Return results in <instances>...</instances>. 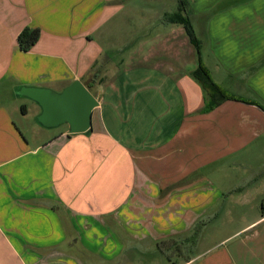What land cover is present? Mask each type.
<instances>
[{
    "label": "crops",
    "instance_id": "1",
    "mask_svg": "<svg viewBox=\"0 0 264 264\" xmlns=\"http://www.w3.org/2000/svg\"><path fill=\"white\" fill-rule=\"evenodd\" d=\"M145 1L0 0V264H112L128 241L146 248L132 253L164 256L158 242L184 240L226 198L257 214L241 231L261 226L237 264L247 253L264 264V111L253 104L264 107V0H184L186 15H228L218 36L217 17L209 22L216 41H205L201 62L236 99L210 111L192 77L196 49L165 22L178 0L162 14L150 0L134 8ZM24 28L39 30L27 52L17 44ZM75 80L98 102L89 134L42 127L40 107L19 95ZM230 174L253 176L236 186ZM188 253L167 261L233 264L225 252L218 262Z\"/></svg>",
    "mask_w": 264,
    "mask_h": 264
},
{
    "label": "rangeland",
    "instance_id": "2",
    "mask_svg": "<svg viewBox=\"0 0 264 264\" xmlns=\"http://www.w3.org/2000/svg\"><path fill=\"white\" fill-rule=\"evenodd\" d=\"M139 1V0H135ZM141 1V0H140ZM145 1V0H144ZM148 1V0H146ZM146 1L144 4L137 5L136 3L133 5L135 9L144 7L145 9L148 8V5L146 4ZM162 1V2H159ZM173 1L175 0H150L151 6L150 11L152 14H159L166 12L168 9H171L173 7ZM201 3H204L205 0H200ZM166 10V11H165ZM174 10V8L172 9ZM222 8L218 7L216 9L210 10L209 12L205 13H190L188 14L191 18L192 26L195 30V34L197 37V40L199 41V56L200 59L204 62V59L206 57V44L205 41H216L213 38L214 35V29L208 30V24L211 23V19L213 17H217L219 21V25L217 22L213 21V26L216 27V34L217 36L221 32H225V29L223 28L222 23L227 19L228 15H219L218 13L221 12ZM135 27L136 24H135ZM150 27L149 31L142 32L141 29H134L132 31L134 33V39H139L142 35H148L152 32V34L155 32ZM153 30V31H152ZM166 32H168L167 29H165ZM226 32H230L227 30ZM232 33L236 34V31H232ZM264 38V36H263ZM236 39V38H235ZM237 40V39H236ZM232 40V41H236ZM110 53V52H109ZM208 64V62H207ZM210 66V63H209ZM215 79L219 80V77L217 74H214ZM9 101V100H8ZM38 141L40 142L42 139L41 134H38L37 137ZM202 176L205 177L207 175L206 170H204L202 173ZM220 174H214L211 178H213V182L215 184L220 183ZM225 176V175H224ZM229 178H233L231 181H229V185H240L242 182H239V178H246L247 176H253L250 174H230L227 175ZM238 178V180H236ZM230 198L224 199L223 202H221L220 207H216L213 210V214L207 213L204 217L196 221L190 230V233L186 235L184 240L186 242H183V239H180L181 246L178 247V252L181 253V256L189 255L188 252L192 253L195 257L200 258L199 260H203L201 258L209 257L208 260L212 259L210 256H214L213 258L215 262H218L222 260V254L223 252L228 254V257H230V260L233 264H237V249L239 247H242V252H248L251 255H253V250L256 244V233L259 232L261 229V226H256V224L252 225L250 227V230L246 233L244 231H241V229L249 224H252L250 222H253L252 218H256L257 214L256 212L251 211V207L247 205H240L239 203L236 205H230L229 202ZM247 206V207H246ZM254 208V207H253ZM255 210V209H254ZM195 241V242H194ZM147 243V242H144ZM195 243V244H193ZM148 244V243H147ZM194 245V246H193ZM125 251L122 256L118 257L112 264H169L168 259H171L172 256H179V254L174 255L175 253H171L170 251L173 250V248L168 250V253L163 255H160L156 252V256H153L151 252H148L147 254H139V253H132V249H135V251H145V246L142 247H133V242L128 241V244H125ZM133 247V248H132ZM246 255L247 263L253 264L254 259L253 257L248 254ZM84 257H88L89 253L84 252ZM137 255V256H135ZM167 256V257H166ZM141 258L139 261L138 259ZM156 258V260H155ZM179 258V257H178ZM89 259V258H87ZM212 261V260H210Z\"/></svg>",
    "mask_w": 264,
    "mask_h": 264
},
{
    "label": "water",
    "instance_id": "3",
    "mask_svg": "<svg viewBox=\"0 0 264 264\" xmlns=\"http://www.w3.org/2000/svg\"><path fill=\"white\" fill-rule=\"evenodd\" d=\"M19 95L40 107L37 122L44 128L66 125L68 135L86 134L91 129V114L98 106L96 98L78 80L60 93L45 88L25 87Z\"/></svg>",
    "mask_w": 264,
    "mask_h": 264
},
{
    "label": "trees",
    "instance_id": "4",
    "mask_svg": "<svg viewBox=\"0 0 264 264\" xmlns=\"http://www.w3.org/2000/svg\"><path fill=\"white\" fill-rule=\"evenodd\" d=\"M184 6H185L184 0H178L179 8L177 9V11L173 12L172 14H167L165 16V22L166 23H176V24L181 25L183 27V30L186 36L188 37L189 42L196 49L197 54H198V66L192 72V77L195 79V81L199 84V86L204 92L205 110L210 111L216 108L217 106H219L221 103L227 100H235L236 98L233 97L231 94H229L227 91H225L222 87L217 85L212 80L208 70L205 68V66L201 62V59L199 56V41L197 40L195 30L188 18V15H186L184 11L185 10ZM38 37H39L38 29L24 28L17 36V44H18L19 49L22 52L29 51L33 47V45L37 42ZM253 104L260 107L264 111V107L260 105L258 102H253ZM89 133L90 131L86 134H89ZM69 136L73 137L75 135H69ZM261 210H262V213L264 214V202L261 205ZM57 213L61 214L59 210H57ZM62 219H63V224L65 225V228H66L67 223H66L65 217L62 216ZM181 242L182 241L180 240L166 239V240L158 242L156 246L160 253L166 254L168 253V250L171 248L178 250V247L182 245ZM183 242H186V240H184Z\"/></svg>",
    "mask_w": 264,
    "mask_h": 264
}]
</instances>
